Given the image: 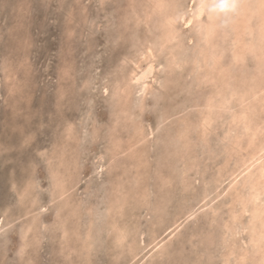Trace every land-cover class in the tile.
<instances>
[{
  "label": "rangeland",
  "instance_id": "obj_1",
  "mask_svg": "<svg viewBox=\"0 0 264 264\" xmlns=\"http://www.w3.org/2000/svg\"><path fill=\"white\" fill-rule=\"evenodd\" d=\"M200 1L0 0V264H264V193L251 188L264 164L259 0H226L217 18L206 3L196 19Z\"/></svg>",
  "mask_w": 264,
  "mask_h": 264
},
{
  "label": "bare ground",
  "instance_id": "obj_2",
  "mask_svg": "<svg viewBox=\"0 0 264 264\" xmlns=\"http://www.w3.org/2000/svg\"><path fill=\"white\" fill-rule=\"evenodd\" d=\"M51 1V0H50ZM154 1H156V0H154ZM161 1H163V0H161ZM171 1V0H170ZM181 1V0H180ZM228 1V0H227ZM226 0H201L200 2H199V4H197V5H199V8H198V12H197V14H196V19H201V17H202V15L204 16V12H205V5H206V3H210L209 5H210V7H209V10L210 11H206V12H211V15H210V18L212 17V16H214V17H216V16H218V14L220 15V11H223V10H219V8H220V6L219 5H225V2H227ZM256 1H258V0H256ZM255 1V2H256ZM20 2H21V0H20ZM159 2V1H158ZM151 3V2H150ZM152 3H154L153 1H152ZM151 3V4H152ZM179 3V2H178ZM196 3V2H195ZM230 3V2H229ZM229 3H227V4H229ZM236 3V2H235ZM243 3V2H242ZM257 3V5H256V9L261 13V15L259 16L257 13H255V14H257L258 16L256 17V18H259V23H260V28H259V30L261 29V31H262V36H263V38H264V0H259L258 2H256ZM162 4V3H161ZM160 3H159V5H161ZM165 4H166V2H165ZM168 4V3H167ZM174 4V3H173ZM226 4V5H227ZM230 4H233V3H230ZM230 4L228 5V6H230ZM237 4V3H236ZM245 4V3H244ZM141 5V4H140ZM147 5V4H146ZM153 5H155V3L153 4ZM153 5H151V6H153ZM255 5V4H254ZM142 6V5H141ZM148 6V5H147ZM150 6V5H149ZM150 6V7H151ZM183 6V5H182ZM137 7V6H136ZM140 7V6H139ZM158 7V6H157ZM165 8H166V6H164ZM224 7V6H223ZM232 7V6H231ZM235 7H236V5H235ZM246 7V5H243V9H241V11L240 12H242V11H245V9H247V7ZM156 8V7H155ZM208 8V7H207ZM207 8H206V10H207ZM245 8V9H244ZM84 9V8H83ZM157 9V8H156ZM221 9V8H220ZM141 10H142V8H141ZM158 10V9H157ZM227 10V9H226ZM238 10H240V9H238ZM149 11V10H148ZM159 11V10H158ZM161 11V10H160ZM165 10H163V12H164ZM192 11V10H191ZM194 11V10H193ZM232 11V10H231ZM237 11V10H236ZM235 11V9H234V13L236 12ZM142 12V11H141ZM156 12V11H155ZM155 12H153V14L155 13ZM195 12H196V10H195ZM226 12V11H225ZM228 12V11H227ZM226 12V13H227ZM237 12H239V11H237ZM248 12V11H247ZM125 13H126V11H125ZM248 13H250V12H248ZM248 13H247V15H248ZM253 13H254V11H253ZM152 14V15H153ZM156 14H158V13H156ZM161 14V13H160ZM230 14V12L228 13V15ZM237 14V13H236ZM150 15V14H149ZM148 15V16H149ZM155 15V14H154ZM164 16H165V12H164V14H163ZM194 15V14H193ZM231 15H232V12H231ZM235 15V14H234ZM238 15L240 16V14L238 13ZM251 15H252V13H251ZM225 16V15H224ZM223 16V17H224ZM237 16V15H236ZM143 17V16H142ZM160 17H162V15H160ZM206 17V16H205ZM220 17H221V15H220ZM226 17V16H225ZM233 17V19H234V16H231V18ZM243 17V16H242ZM241 16H240V18H242ZM210 18L208 19V20H210ZM217 18V17H216ZM238 18V20H239V17H237ZM236 18V19H237ZM253 18V17H252ZM157 19H159V16H158V18ZM163 19V18H162ZM176 19L177 18H174V17H168L167 18V20H168V24H169V22L172 24V23H175L176 22ZM221 19V18H220ZM225 19V18H224ZM227 19H229V18H227ZM235 19V20H236ZM248 19V18H247ZM68 20V19H67ZM141 20V19H140ZM195 20V19H194ZM203 20V19H202ZM213 20V19H212ZM226 20V19H225ZM237 20V21H238ZM244 20H246V19H244ZM160 21H162L161 19H160ZM215 21V19L213 20V22ZM221 21V20H220ZM231 21V20H230ZM49 22V21H48ZM137 22V21H136ZM144 22H145V20H144ZM157 22H158V20H157ZM206 22V21H205ZM207 22H209V21H207ZM205 23V24H208V23ZM235 22V21H234ZM250 22V21H249ZM151 23V22H150ZM155 23H156V21H155ZM210 23V22H209ZM218 23V22H217ZM241 23H247V22H238L234 27H233V29H235L236 31H238L239 30V28H241ZM136 24V23H135ZM158 24V23H157ZM170 24V25H171ZM201 24V23H200ZM204 24V26L206 27V25ZM145 25V24H144ZM143 25V26H144ZM165 25V24H164ZM209 26H208V28H209V32L210 33H212L213 31H215V28L217 29V25L216 24H208ZM246 25V24H245ZM250 25V24H249ZM259 25V24H258ZM257 25V26H258ZM136 26V25H135ZM168 26V25H167ZM166 26V27H167ZM172 26V25H171ZM174 26V25H173ZM203 26V27H204ZM106 27V26H105ZM153 27H154V25H153ZM156 27V26H155ZM169 27V26H168ZM175 27V26H174ZM199 27H200V25H199ZM220 27V26H219ZM85 28V27H84ZM149 28H151V27H149ZM157 28V27H156ZM221 28V27H220ZM71 29V28H70ZM168 29V28H167ZM250 29V28H249ZM137 30V29H136ZM147 30V29H146ZM152 30V29H151ZM155 30V29H154ZM162 30V29H161ZM164 30V29H163ZM213 30V31H212ZM223 30V29H222ZM66 31H68L67 29H66ZM153 31V30H152ZM193 31H194V29H193ZM225 31V30H224ZM177 32V31H176ZM175 32V33H176ZM30 33V32H29ZM70 33V32H69ZM155 33V32H154ZM169 33H171L172 34V29L171 28H169L168 29V33H166V38H170L169 36L170 35H168ZM178 33V32H177ZM188 33V32H187ZM206 34L208 33L207 31L205 32ZM238 33H239V31H238ZM237 33V37L239 38V37H241V35L242 34H238ZM149 34V33H148ZM205 34V35H206ZM209 34V33H208ZM207 34V35H208ZM153 35V34H152ZM157 35V34H156ZM168 35V36H167ZM211 35V34H210ZM19 36V35H18ZM30 36V35H29ZM110 36V35H109ZM175 36V35H174ZM197 36V35H196ZM218 36V35H217ZM260 37H261V35H259ZM93 37V36H92ZM146 37V36H145ZM155 37V36H154ZM153 37V38H154ZM156 38V37H155ZM157 38H158V36H157ZM164 38V37H163ZM171 38H172V36H171ZM206 38V37H205ZM238 38H236L237 40H239ZM89 39V38H88ZM110 39V38H109ZM117 39H118V37H117ZM137 39V38H136ZM150 40H151V38H149ZM149 39H148V41H149ZM174 39H176V38H174ZM220 39V38H219ZM28 40V39H27ZM70 40V39H69ZM92 40V39H91ZM119 40V39H118ZM158 40V39H157ZM157 40H156V42H157ZM167 41V39H164V41ZM169 40V39H168ZM214 40V39H213ZM212 40V41H213ZM56 41V40H55ZM78 41V40H77ZM84 41V40H83ZM153 41L155 42V39H153ZM161 41H162V39H161ZM169 41H171V39L169 40ZM200 41V40H199ZM116 42V41H115ZM140 42V41H139ZM168 42V41H167ZM260 42V41H259ZM114 43V42H113ZM164 43V42H163ZM166 43V42H165ZM199 43V42H198ZM208 43H210V41H208ZM263 43V42H262ZM69 44V43H68ZM87 44V43H86ZM142 44H143V42H142ZM172 44V43H171ZM175 44V43H174ZM212 44V43H211ZM216 44V43H215ZM108 45V44H107ZM133 45V44H132ZM136 45V44H135ZM145 45V44H144ZM146 45H147V43H146ZM167 45V44H166ZM170 45V44H169ZM199 45H201L200 43H199ZM139 46V45H138ZM142 46V45H141ZM155 46V45H154ZM165 46V45H164ZM163 46V47H164ZM172 46V45H171ZM176 46V45H175ZM201 46H203V45H201ZM208 46H209V44H208ZM212 46H213V44H212ZM211 46V47H212ZM252 46V45H251ZM259 46V45H258ZM162 48V47H161ZM166 48V47H165ZM164 48V49H165ZM210 48V47H209ZM214 48H215V46H214ZM6 49V48H5ZM29 49V48H28ZM87 49V48H86ZM130 49V48H129ZM174 49V48H173ZM176 49H177V47H176ZM175 49V50H176ZM110 50V49H109ZM144 49H142L141 51H143ZM153 50V49H152ZM166 50V49H165ZM209 50V49H208ZM57 51V50H56ZM111 51H113V49H111ZM141 51H140V53H141ZM163 51V50H162ZM214 51V50H213ZM150 52H151V50H150ZM201 52V51H200ZM206 52V51H205ZM204 52V53H205ZM210 52V51H209ZM134 54H136L135 53V51L133 52ZM137 53H138V51H137ZM163 53V52H162ZM165 53V52H164ZM167 53V52H166ZM175 53V52H174ZM176 53H177V51H176ZM204 53L202 54V56L204 55ZM15 54V53H14ZM63 54H64V52H63ZM75 54V53H74ZM125 54V53H124ZM22 55V54H21ZM71 55V54H70ZM129 55H131V54H129ZM142 54H140V56H141ZM158 55H160L159 57H161V54H158ZM197 55V54H196ZM232 55H233V53H232ZM237 55V54H236ZM123 56V55H122ZM139 56V55H138ZM167 56V55H166ZM201 56V55H200ZM235 56V55H234ZM61 57H63V56H61ZM127 57V56H126ZM125 57V58H126ZM130 57V56H129ZM134 57V56H133ZM146 57V56H145ZM194 57V56H193ZM243 57H244V55H243ZM242 57V58H243ZM9 58V57H8ZM203 58V57H202ZM235 58V57H234ZM238 57L236 56V62H237V60L239 59H237ZM22 59V58H21ZM132 59H134V58H132ZM140 59H142V58H140ZM149 59H150V57H149ZM165 59V58H164ZM27 60V59H26ZM165 60H167V59H165ZM169 60V59H168ZM186 60V59H185ZM220 60H221V57H220V54H213L212 55V57L211 58H209V61L210 62H212V64H214V65H218V62H220ZM61 61V60H60ZM70 61V60H69ZM126 61V60H125ZM150 61V60H149ZM148 61V62H149ZM153 61V60H152ZM161 61V60H160ZM178 61V60H177ZM191 61V60H190ZM234 61H235V59H234ZM62 62V61H61ZM164 62V61H163ZM173 62V61H172ZM186 62V61H185ZM192 62V61H191ZM207 63H208V61H206ZM209 62V63H210ZM240 62V61H239ZM153 63V62H152ZM165 63H166V61H165ZM175 63V62H174ZM201 63H203V62H201ZM2 64V63H1ZM55 64V63H54ZM63 64H66V62L65 63H63ZM128 64V63H127ZM130 64V63H129ZM142 64V63H141ZM147 64V63H146ZM177 64V63H176ZM211 64V63H210ZM209 64V65H210ZM76 65V64H75ZM134 65V64H133ZM153 65V64H152ZM156 65V64H155ZM169 65V64H168ZM66 66H67V64H66ZM136 66V65H135ZM157 66V65H156ZM163 66H164V63H163ZM183 66V65H182ZM208 66V65H207ZM60 67H61V65H60ZM184 67V66H183ZM223 67V66H222ZM123 68V67H122ZM126 68V67H125ZM215 68V67H214ZM2 69V68H1ZM6 69V68H5ZM161 69H164V68H161ZM179 69V68H178ZM184 69V68H183ZM260 69V68H259ZM263 69H264V66H263ZM155 70V69H154ZM191 70V69H190ZM214 70V69H213ZM222 70V69H221ZM56 71V70H55ZM67 71V70H66ZM75 71V70H74ZM163 71V70H162ZM167 71V70H166ZM234 71V70H233ZM260 71V70H259ZM261 71H262V68H261ZM35 72H36V70H35ZM109 72V71H108ZM174 72V71H173ZM184 72V71H183ZM87 74H88V72H87ZM136 74V73H135ZM159 74V73H158ZM165 74V73H164ZM174 74V73H173ZM231 74V73H230ZM258 74V73H257ZM263 75H264V73H262ZM183 75V74H182ZM194 75V74H193ZM207 75V74H206ZM232 75V74H231ZM259 75V74H258ZM102 76V75H101ZM132 76V75H131ZM177 76H178V74H177ZM176 76V77H177ZM187 76V75H186ZM212 76V75H211ZM240 76V75H239ZM255 76V75H254ZM68 77V76H67ZM98 77V76H97ZM146 77V76H145ZM192 77H194V76H192ZM204 77V76H203ZM224 77V76H223ZM70 78V77H69ZM71 78H73V77H71ZM168 78V77H167ZM197 78V77H196ZM212 78V77H211ZM227 78V77H226ZM262 78V77H261ZM261 78H260V80H261ZM57 79V78H56ZM105 79V78H104ZM141 79V78H140ZM170 79H172L171 77H170ZM175 79V78H174ZM186 79V78H185ZM184 79V80H185ZM237 79V78H236ZM235 79V80H236ZM257 79V78H256ZM255 79V83H257L256 81H258V80H256ZM72 80V79H71ZM75 80V79H74ZM108 80V79H107ZM225 80V79H224ZM229 80H230V78H229ZM228 80V81H229ZM62 81V80H61ZM89 81H90V79H89ZM154 81H155V79H154ZM174 81V80H173ZM252 81V80H251ZM80 82V81H79ZM109 82H111L110 80H109ZM162 82V81H161ZM177 82V81H176ZM180 82V81H179ZM246 82V81H245ZM263 82H264V80H263ZM262 82V83H263ZM39 83V82H38ZM58 83V82H57ZM72 83V82H71ZM194 83V82H193ZM195 83H196V81H195ZM195 83H194V85H195ZM237 83V82H236ZM260 83V82H259ZM65 84V83H64ZM74 84V83H73ZM85 85H87L86 83H84ZM138 84H139V82H138ZM162 84V83H161ZM169 84V83H168ZM226 84V83H225ZM235 84V83H234ZM250 84V83H249ZM249 84L247 83V85H248V87L250 88V86H253L252 85V83H251V85L249 86ZM1 85V84H0ZM109 85H111V84H108L107 86L109 87ZM171 85H172V83H171ZM233 85V84H232ZM257 85V84H256ZM89 86V85H88ZM97 86V85H96ZM196 86V85H195ZM235 86V85H234ZM259 86V85H258ZM82 87V86H81ZM103 87H105V86H103ZM177 87V86H176ZM175 87V88H176ZM185 87H187V86H185ZM19 88V87H18ZM59 88V87H58ZM171 88H172V86H171ZM174 88V87H173ZM174 88V89H175ZM190 88V87H189ZM255 88V87H254ZM20 89V88H19ZM67 89V88H66ZM147 89V88H146ZM177 89V88H176ZM252 89H253V87H252ZM251 89V90H252ZM260 89H262V88H260ZM188 90V89H187ZM187 90H185V92L187 91ZM192 90V89H191ZM195 90V89H194ZM208 90V89H207ZM255 91H256V89H254ZM254 90H253V92H254ZM30 91H31V89H30ZM62 91V90H61ZM171 91V90H170ZM215 91V90H214ZM177 92V91H176ZM184 92V91H183ZM231 92V91H230ZM252 92V93H253ZM260 92H263L262 90L260 91ZM142 93V92H141ZM143 93H144V91H143ZM180 93V92H179ZM188 93V92H187ZM250 93H251V91H250ZM259 93V92H258ZM102 94V93H101ZM172 94V93H171ZM191 94V93H190ZM235 94V93H234ZM256 94V93H255ZM177 95V94H176ZM189 95V94H188ZM216 95H218V93H216ZM223 95H225V94H223ZM252 95V94H251ZM174 96V95H173ZM215 96V95H214ZM244 96V95H243ZM260 96V95H259ZM172 97V96H171ZM215 97H217V96H215ZM219 97V96H218ZM230 97V96H229ZM233 97L235 98V96L233 95ZM27 98V97H26ZM159 98V97H158ZM173 98V97H172ZM181 98V97H180ZM223 98V97H222ZM231 98V97H230ZM191 99V98H190ZM217 99V98H216ZM223 99H225V98H223ZM20 100V99H19ZM142 100V99H141ZM181 100V99H180ZM187 100V99H186ZM210 100V99H209ZM264 100V99H263ZM237 101V100H236ZM250 101H251V99H250ZM259 101V100H258ZM219 102H221V103H223L224 102V100H220L219 99ZM238 102V101H237ZM254 102V101H253ZM31 103V102H30ZM199 103V102H198ZM239 103V102H238ZM245 103V102H244ZM163 104V103H162ZM209 104V118H208V116H207V118H205L204 119V121L205 122H203V127L206 129L207 127H208V125H210V123H211V121L212 122H214V120L216 119V118H213L212 116H213V114H214V112H213V110H214V106L216 105V109H218L217 108V106H219L218 104H217V102H216V100L214 101V100H212V102L210 101V103H208ZM220 104V103H219ZM224 104V103H223ZM223 104H220V105H223ZM225 104H227L226 102H225ZM254 104H255V102H254ZM205 105H206V103H205ZM233 105V104H232ZM242 105V104H241ZM208 106V105H207ZM211 106V107H210ZM248 106H249V104H248ZM251 106V105H250ZM258 107L260 106V105H257ZM59 107V106H58ZM173 107V106H172ZM242 107H243V105H242ZM245 107V106H244ZM252 107V106H251ZM262 107V106H261ZM246 108V107H245ZM175 109V108H174ZM207 109V108H206ZM215 109V110H216ZM225 109V108H224ZM231 109V108H230ZM251 109V108H250ZM249 109V110H250ZM261 109V108H260ZM62 110V109H61ZM214 110V111H215ZM221 110V109H220ZM240 110H241V106H240ZM222 111V110H221ZM247 111V110H246ZM133 112V111H132ZM142 112V111H141ZM182 112V111H181ZM242 112V111H241ZM179 113V112H178ZM200 113H202V112H200ZM215 113H216V111H215ZM219 113V112H218ZM224 113V112H223ZM233 113H235V112H233ZM64 114V113H63ZM177 115V114H176ZM198 115V114H197ZM217 115V114H216ZM219 115V114H218ZM218 115H217V118H218ZM240 115V114H239ZM255 115V114H254ZM88 116V115H87ZM166 116H167V114H166ZM200 116V115H199ZM214 116H215V114H214ZM221 116H222V114H221ZM240 116H243V114L242 115H240ZM131 117V116H130ZM216 117V116H215ZM220 117V116H219ZM224 117V116H223ZM12 118V117H11ZM58 118V117H57ZM178 118V117H177ZM180 119V118H179ZM182 119V118H181ZM184 119V118H183ZM197 119V118H196ZM245 119H246V117H245ZM187 120V119H186ZM189 120V119H188ZM217 120V119H216ZM68 121V120H67ZM184 121V120H183ZM192 121V120H191ZM243 121V120H242ZM87 122V121H86ZM178 122V121H177ZM251 122V121H250ZM24 123V122H23ZM69 123V122H68ZM183 123V122H182ZM215 123V122H214ZM233 123V122H232ZM50 124V123H49ZM59 124V123H58ZM61 124V123H60ZM127 124V123H126ZM194 124V123H193ZM193 124H191V125H193ZM230 124V123H229ZM233 124H235V123H233ZM232 124V125H233ZM27 125V124H26ZM44 125V124H43ZM73 125H74V123H73ZM177 125V124H176ZM183 125V124H182ZM217 125H219V124H217ZM59 126V125H58ZM94 126V125H93ZM137 126V125H136ZM17 126H15L14 128H16ZM185 127V126H184ZM183 127V128H184ZM189 127V126H188ZM192 127H194V126H192ZM200 127H201V125H200ZM262 127L263 126H260L259 127V125H256V127L252 130L253 131V134H254V140L256 139V137H257V134H258V132L262 129ZM18 128H20V127H18ZM38 128V127H37ZM73 128H74V126H73ZM110 128V127H109ZM175 128V127H174ZM197 128V127H196ZM229 128V127H228ZM248 128H250V125H248ZM264 128V127H263ZM61 129V128H60ZM63 129V128H62ZM70 129V128H69ZM75 129V128H74ZM227 129V128H226ZM230 129H231V127H230ZM184 130V129H183ZM195 130V129H194ZM228 130V129H227ZM236 130V129H235ZM246 130V129H245ZM244 130V131H245ZM248 130V129H247ZM76 131H77V129H76ZM148 131V130H147ZM241 131H243V130H241ZM19 132V131H18ZM23 132V131H22ZM27 132V131H26ZM45 132V131H44ZM65 132V131H64ZM67 132V131H66ZM168 132V131H167ZM207 132V131H206ZM227 132V131H226ZM235 132V131H234ZM246 132V131H245ZM250 132V131H249ZM17 133V132H16ZM88 133V132H87ZM146 133V132H145ZM166 133V132H165ZM171 133V132H170ZM178 133V132H177ZM24 134V133H23ZM26 134V133H25ZM30 134V133H29ZM36 134V133H35ZM84 134V133H83ZM235 134V133H234ZM238 134V133H237ZM245 134V133H244ZM247 134V133H246ZM59 135V134H58ZM154 135V134H153ZM243 135V134H242ZM241 135V136H242ZM250 135H251V133H250ZM261 135V134H260ZM84 136V135H83ZM87 136H89V135H87ZM229 136V135H228ZM233 136V135H232ZM232 136H230V137H232ZM21 137V136H20ZM28 138H29V136H27ZM134 137V136H133ZM133 137H131V138H133ZM145 137V136H144ZM201 137V136H200ZM24 138V137H23ZM34 138V137H33ZM110 138V137H109ZM181 138V137H180ZM116 139V138H115ZM134 139V138H133ZM215 139V138H214ZM252 139V138H251ZM17 140V139H16ZM15 140V141H16ZM151 140V139H150ZM170 140V139H169ZM249 140V139H248ZM53 141V140H52ZM75 141V140H74ZM21 142H22V140H21ZM32 142V141H31ZM55 142V141H54ZM61 142V141H60ZM72 142V141H71ZM114 142V141H113ZM145 142V141H144ZM158 142H160V141H158ZM25 143H26V141H25ZM52 143V142H51ZM120 143V142H119ZM149 143V142H148ZM148 143H146V145L148 144ZM208 143V142H207ZM219 143V142H218ZM245 143V142H244ZM247 143H248V141H247ZM27 144V143H26ZM62 144V143H61ZM63 144H64V142H63ZM62 144V145H63ZM73 144H74V142H73ZM123 144V143H122ZM126 143H124V145H125ZM179 144V143H178ZM229 144V143H228ZM250 144H252V143H250ZM19 145V144H18ZM22 145V144H21ZM65 145V144H64ZM119 145H121V144H119ZM123 145V146H124ZM128 145V144H127ZM13 146V145H12ZM69 146V145H68ZM157 146H159V145H157ZM221 146V145H220ZM14 147V146H13ZM76 147V146H75ZM161 147V146H160ZM163 147H165V146H163ZM162 147V148H163ZM52 148V147H51ZM115 148V147H114ZM125 148V147H124ZM153 148V147H152ZM256 148H257V150H256V152L254 153V159L255 160H257L258 159V157L259 156H261V154L264 152V142H261V143H259V145L258 146H256ZM5 149V148H4ZM11 149V148H10ZM22 149V148H21ZM20 149V150H21ZM146 149H147V147H146ZM158 149V148H157ZM165 149V148H164ZM163 149V150H164ZM178 149V148H177ZM230 149V148H229ZM247 149H249V148H247ZM40 150V149H39ZM48 150H50V149H48ZM55 150V149H54ZM63 150V149H62ZM143 150V149H142ZM7 151V150H6ZM22 151V150H21ZM26 151V150H25ZM56 151V150H55ZM133 151V150H132ZM156 151V150H155ZM165 151V150H164ZM158 152V151H157ZM161 152V151H160ZM245 152V151H244ZM243 152V153H244ZM26 153V152H25ZM33 153V152H32ZM35 153V152H34ZM60 153V152H59ZM156 153V152H155ZM162 153V152H161ZM248 153V152H247ZM21 154V153H20ZM24 154V153H23ZM31 154V153H30ZM163 154H164V152H163ZM166 154H168V153H166ZM231 154H233V153H231ZM26 155V154H25ZM48 155V154H47ZM162 155V154H161ZM160 155V156H161ZM58 156V155H57ZM157 156H159V155H157ZM51 157V156H50ZM175 157V156H174ZM231 157V156H230ZM251 157V156H250ZM36 158V157H35ZM48 158V157H47ZM59 158V157H58ZM57 158V159H58ZM163 158V157H162ZM232 158V157H231ZM62 159V158H61ZM60 159V160H61ZM64 159V158H63ZM140 159V158H139ZM209 159V158H208ZM10 160V159H9ZM22 160V159H21ZM59 160V161H60ZM132 160V159H131ZM146 160V159H145ZM145 160H144V162H145ZM149 160V159H148ZM253 160V159H252ZM50 161V160H49ZM169 161V160H168ZM245 161V160H244ZM141 162V161H140ZM148 162V161H147ZM160 162V161H159ZM162 162V161H161ZM251 162V161H250ZM23 163V162H22ZM212 163V162H211ZM47 164H49V163H47ZM64 164V163H63ZM141 164V163H140ZM162 164V163H161ZM227 164V163H226ZM252 164V163H251ZM225 165V164H224ZM229 165V164H228ZM257 165V164H256ZM135 166V165H134ZM247 166V165H246ZM131 167H132V165H131ZM138 167V166H137ZM155 167V166H154ZM216 167V166H215ZM24 168V167H23ZM52 168V167H51ZM143 168V167H142ZM6 169V168H5ZM132 169V168H131ZM218 169V168H217ZM217 169H216V171H217ZM22 170V169H21ZM62 170V169H61ZM157 170V169H156ZM136 171V170H135ZM63 172V171H62ZM258 173H259V180L261 181V186H263V187H258V183L257 182H255V181H251V179H252V177L250 176V178L248 177L246 180H244V183H243V185H244V188L245 187H248V186H251V183L252 182H255V183H253L252 184V186H251V188L252 189H255L256 188V191L254 192V194L252 195L253 196V198H255L256 196H259V195H261L262 193H264V164L259 168V170L257 171ZM144 173H146V171L144 172ZM57 174V173H56ZM150 174V173H149ZM103 175V174H102ZM114 175V174H113ZM136 175V174H135ZM142 175V174H141ZM141 175H140V177H141ZM16 176V175H15ZM24 176V175H23ZM27 176V175H26ZM54 176V175H53ZM253 176V175H252ZM29 177V176H28ZM73 177V176H72ZM133 177V176H132ZM135 177V176H134ZM138 177V176H137ZM143 177V176H142ZM141 177V178H142ZM49 178V177H48ZM55 178H56V176H55ZM105 178V177H104ZM234 178V177H233ZM57 179V178H56ZM73 179V178H72ZM140 179V178H139ZM143 179V178H142ZM144 179H146V178H144ZM143 179V180H144ZM141 180V179H140ZM155 180V179H154ZM238 180V179H237ZM33 181V180H32ZM67 181V180H66ZM111 181V180H110ZM142 181V180H141ZM147 181V180H146ZM151 181H153V180H151ZM136 182V181H135ZM148 182H149V179H148ZM61 183H63V182H61ZM66 183V182H65ZM137 183H138V181H137ZM236 183V182H235ZM72 184V183H71ZM143 184H144V182H143ZM151 184V183H150ZM68 185V184H67ZM121 185V184H120ZM219 185V184H218ZM137 186V185H136ZM146 186V185H145ZM167 186V185H166ZM62 187H63V185H62ZM141 187H142V185H141ZM157 187V186H156ZM159 187V186H158ZM229 187H230V185H229ZM14 188V187H13ZM57 187L55 186V188L54 189H56ZM91 188V187H90ZM143 188V187H142ZM212 188V187H211ZM258 188V189H257ZM158 189V188H157ZM166 189V188H165ZM164 189V190H165ZM263 189V191H261ZM16 190V189H15ZM100 190V189H99ZM31 191V190H30ZM145 191H147L146 189H145ZM159 191V190H158ZM157 191V192H158ZM62 192H63V190H62ZM61 192V193H62ZM91 192V191H90ZM159 192H161V191H159ZM143 193V192H142ZM144 193H146L147 194V192H144ZM161 195V194H160ZM65 196V195H64ZM71 196V195H70ZM142 196V195H141ZM114 197V196H113ZM143 197V196H142ZM137 198V197H136ZM155 198H156V196H155ZM162 198V197H161ZM219 198V197H218ZM262 198V197H261ZM206 199V198H205ZM242 199V198H241ZM244 199V198H243ZM99 200V199H98ZM132 200V199H131ZM156 200H157V198H156ZM207 200V199H206ZM249 200V199H248ZM259 200V199H258ZM155 201V200H154ZM116 202V201H115ZM171 202V201H170ZM257 203V202H256ZM255 204V203H254ZM65 205H66V203H65ZM121 205V204H120ZM263 205H264V203H263ZM50 206V205H49ZM52 207V206H51ZM72 207V206H71ZM96 207V206H95ZM126 207V206H125ZM124 207V208H125ZM123 208V209H124ZM151 208V207H150ZM153 208V207H152ZM48 209V208H47ZM118 209V208H117ZM107 210V209H106ZM150 210V209H149ZM129 211V210H128ZM144 211V210H143ZM194 211V210H193ZM222 211V210H221ZM65 212H66V210H65ZM68 212V211H67ZM114 212V211H113ZM122 212H123V210H122ZM36 213V212H35ZM127 213V212H126ZM254 217H256V216H260V218H261V215H263V213H264V207L263 208H261V207H256L255 209H254ZM62 214V213H61ZM65 214V213H64ZM76 214V213H75ZM197 214V213H196ZM119 215V214H118ZM127 215H128V213H127ZM188 216V215H187ZM191 216H192V214H191ZM26 217V216H25ZM61 217V216H60ZM63 217V216H62ZM61 217V218H62ZM129 217V216H128ZM66 218V217H65ZM180 219H178V220H176V221H174V223L172 224V225H170L169 226V228H167L164 232H163V234L164 233H168L170 230L172 231V232H170L169 234H167V235H173L172 233H174V232H176L177 233V230L180 228V226H181V221H183V220H185V214L183 215V216H181V217H179ZM177 219V218H176ZM61 220V219H60ZM65 220V219H64ZM147 220V219H146ZM233 220H235V219H233ZM253 220V219H252ZM30 221V220H29ZM57 221V220H56ZM149 221V220H148ZM231 221V220H230ZM262 221H263V219H262ZM13 223V222H12ZM21 223V222H20ZM55 223V222H54ZM62 223H64V222H62ZM126 223V222H125ZM264 223V222H263ZM28 224V223H27ZM250 224V223H249ZM115 225V224H114ZM127 225V224H126ZM202 225V224H201ZM23 227V226H22ZM5 228V227H4ZM123 228V227H122ZM127 228V227H126ZM253 228V227H252ZM251 227H250V229H252ZM259 228H261V225H260V227ZM128 229V228H127ZM264 229V226H263V228H261V230H263ZM24 230H25V228H24ZM60 230V229H59ZM253 230V229H252ZM249 231V232H254V231H256V229H254V231ZM120 231H123L122 229H120V228H118V230H117V235L119 236V232ZM37 232V231H36ZM35 232V233H36ZM49 232V231H48ZM53 232V231H52ZM257 232V231H256ZM7 233V232H6ZM34 233V232H33ZM42 233V232H41ZM44 233V232H43ZM59 233V232H58ZM176 233H174V234H176ZM47 234V233H46ZM51 234V233H50ZM254 234V233H253ZM34 235V234H33ZM36 235H38V233L36 234ZM64 235V234H63ZM121 235V234H120ZM165 235V234H164ZM121 236H124V235H121ZM256 236H258L257 234H256ZM34 237H38V236H34ZM59 237V236H58ZM164 237V236H163ZM240 237V236H239ZM259 237H260V239H262L261 240V242L262 241H264L263 239H264V230L263 231H261L260 232V234H259ZM60 238V237H59ZM85 238V237H84ZM172 238V237H171ZM37 239V238H36ZM120 239V238H119ZM149 239V238H148ZM160 239V238H159ZM167 239V238H166ZM251 239V238H250ZM26 240H27V238H26ZM131 240V239H130ZM158 240V239H157ZM161 240V239H160ZM162 240H163V238H162ZM165 240V239H164ZM257 240L258 239H256V241H254V242H256L257 243ZM7 241V240H6ZM84 241H85V239H84ZM159 241V240H158ZM167 241V240H166ZM218 241H220V240H218ZM251 241L253 242V240L251 239ZM259 241V240H258ZM37 242V241H36ZM155 242V241H154ZM164 242V241H163ZM260 242V241H259ZM28 243V242H27ZM71 243V242H70ZM73 243V242H72ZM130 243V242H129ZM40 244V243H39ZM54 244H55V241H54ZM163 244V243H162ZM179 244V243H178ZM263 244V243H262ZM34 245V244H33ZM160 245V243L157 245V246H159ZM245 245V244H244ZM71 246V245H70ZM73 246V245H72ZM81 246V245H80ZM87 246V245H86ZM105 246V245H104ZM151 246V245H150ZM149 246V247H150ZM154 246V245H153ZM153 246H152V249H153ZM155 246H156V244H155ZM154 246V247H155ZM246 246V245H245ZM26 247V246H25ZM67 247V246H66ZM261 247V246H260ZM264 247V246H263ZM263 247H261V248H263ZM29 249V248H28ZM64 249V248H63ZM108 249V248H107ZM111 249V248H110ZM145 249V248H144ZM30 250V249H29ZM90 250V249H89ZM97 250V249H96ZM99 250V249H98ZM73 251V250H72ZM87 251V250H86ZM127 251V250H126ZM161 251V250H160ZM80 252V251H79ZM166 252V251H165ZM97 253V252H96ZM99 253V252H98ZM74 254V253H73ZM134 254V253H133ZM38 255V254H37ZM107 255V254H106ZM138 255H139V252H135V254H134V256L132 257V259H136V257H138ZM148 255V254H147ZM165 255V254H164ZM170 255H171V253H170ZM224 255V254H223ZM226 256V255H225ZM140 257V256H139ZM138 257V258H139ZM168 257V256H167ZM262 257V256H261ZM20 258V257H19ZM122 258V257H121ZM174 258V257H173ZM224 258V257H223ZM30 259H32V258H30ZM132 259H131V261H132ZM233 259H235V258H233ZM237 259V258H236ZM29 260V259H28ZM113 260V259H112ZM79 261V260H78ZM82 262V261H81ZM105 262V261H104ZM229 262V261H228ZM76 263V262H75ZM33 264V263H32ZM83 264H85V263H83Z\"/></svg>",
  "mask_w": 264,
  "mask_h": 264
}]
</instances>
